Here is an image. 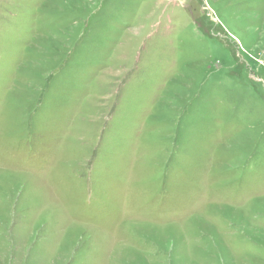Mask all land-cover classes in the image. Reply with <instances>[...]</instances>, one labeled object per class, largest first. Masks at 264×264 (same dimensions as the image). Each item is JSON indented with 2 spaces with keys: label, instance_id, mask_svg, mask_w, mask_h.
Wrapping results in <instances>:
<instances>
[{
  "label": "rangeland",
  "instance_id": "rangeland-1",
  "mask_svg": "<svg viewBox=\"0 0 264 264\" xmlns=\"http://www.w3.org/2000/svg\"><path fill=\"white\" fill-rule=\"evenodd\" d=\"M0 264H264V0H0Z\"/></svg>",
  "mask_w": 264,
  "mask_h": 264
}]
</instances>
